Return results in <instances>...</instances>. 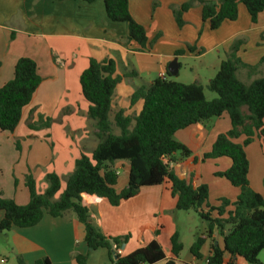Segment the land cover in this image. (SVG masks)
<instances>
[{
    "label": "crops",
    "instance_id": "obj_1",
    "mask_svg": "<svg viewBox=\"0 0 264 264\" xmlns=\"http://www.w3.org/2000/svg\"><path fill=\"white\" fill-rule=\"evenodd\" d=\"M189 1L128 0L129 13L143 26L148 41L157 36L151 47L140 48L133 42L127 43L124 23L107 19L103 0H94L90 4L81 0H0V87L13 78L14 65L22 57L36 63L42 80L30 104L23 109L15 130L12 133L0 131V193L3 198L11 199L20 206L27 204V174L32 175L38 192L46 188L44 178L48 173L56 174L64 186L67 176L74 169L75 159L80 153L87 154L95 148L97 140L90 147L83 141L89 136L96 138L94 123L86 116L87 104L80 95L78 84L79 75L87 68L90 58L96 61L111 59L115 65V75L121 78L112 97L111 115L127 107L129 111L126 114L130 115L129 112L135 106L138 113L141 102L129 109L131 94L139 86L150 84L156 78L179 77L181 59L197 60L199 64L197 66L196 62L192 65L191 72L197 77L199 72H207L208 80L216 74L220 63L233 52L245 65L259 64L264 57V39L261 38L264 11L257 16L255 23H251L245 8L238 5L235 21H224L216 30H210L208 22L201 19V7L194 4L183 13L184 25L179 28L171 7L178 8ZM188 47H192V50H188ZM262 76L264 63L251 73L243 68L237 71L238 79L244 83ZM198 81L193 83L200 84ZM115 107L117 109L113 111ZM58 114L80 116L76 129L68 124L70 131L78 129L79 132L86 128V124L90 125L92 131L75 140L72 135L67 136L65 133L59 134V138L53 137L54 126L51 122L47 124V120H52ZM225 115L216 118L213 123V128L217 127L221 132L217 130L216 134L213 129L207 132L203 123L197 124L185 129L186 136L192 137V142L187 144L185 137L177 141L185 145L192 155L199 156L194 154L197 151L194 148L204 147L205 144L208 152L216 139L214 137L230 129ZM253 141L257 142L258 147L255 148L263 159L261 141L257 138ZM249 146L245 148L247 159ZM217 160H213L214 174L224 172L231 166L228 161H221L220 164ZM195 166L187 159L178 162L172 169L177 177L187 180L186 173L193 174ZM115 169L117 174L119 170L126 173L123 180L118 174L115 190L119 192L127 183V163L117 162ZM195 184H198L197 180ZM218 184L221 185V191L214 206L219 205L220 199L234 202L237 191L222 181ZM249 184L264 200V190L256 188L250 181ZM208 204L213 206L211 202ZM82 205L89 211L90 223L105 236H129L128 241L117 251L118 254L128 255L155 241L161 246L165 259L171 258L170 237L176 232L180 238L181 232L175 221L178 214L176 200L168 184L142 188L135 197L121 202L117 207L95 196H83ZM2 216L0 212V219ZM205 229L204 224L196 236L203 235ZM0 237L5 242L4 247H0L4 249L0 264H8L12 259L17 261V258L23 264H34L41 259H47L49 264H76L73 259L75 255L88 259L91 252L83 242V226L69 212L62 218L45 215L34 227L12 228L0 232ZM217 242L222 247L221 239L218 238ZM182 251L177 264H206L208 243L201 248V260H196L192 255L182 260ZM237 264L247 263L237 259Z\"/></svg>",
    "mask_w": 264,
    "mask_h": 264
},
{
    "label": "trees",
    "instance_id": "obj_2",
    "mask_svg": "<svg viewBox=\"0 0 264 264\" xmlns=\"http://www.w3.org/2000/svg\"><path fill=\"white\" fill-rule=\"evenodd\" d=\"M90 4L94 0H81ZM106 17L111 22L124 23L127 28V43L140 48L151 47L157 36L148 41L143 26L129 13L128 0H103ZM194 4L201 7V19L207 21L210 30H216L224 21H235L238 5L247 11L251 23L264 11V0H191L178 8L171 7L176 25H184L183 13ZM264 39V32L261 37ZM192 50V47H188ZM257 66H248L236 58L234 52L223 60L216 74L208 80L206 88L216 94L207 100L203 86L198 83L182 84L166 77L135 89L129 98V109L141 102L134 116L119 109L111 117V103L116 86L121 78L115 75L111 59H89L88 66L78 78L80 95L87 104L86 116L93 121L97 144L89 153H80L74 161V169L67 176L64 186L54 173L45 175L46 188L38 192L32 175L25 176L29 200L20 206L0 193V232L12 228H31L43 216L62 218L72 212L84 228L83 242L90 251L104 249L110 264H177L183 249L178 233L170 237L171 258L166 260L161 246L151 241L128 255L117 251L128 241L129 236L108 237L89 221V211L82 205L83 196L105 199L113 207L135 197L145 187L162 184L170 186L176 200V210H192L206 225L205 233L197 235L189 247V253L201 260V248L208 243L206 264H237V259L247 264L260 263L258 256L264 252V200L250 187L248 161L244 148L254 138L264 147V76L244 83L237 77L239 68L248 73ZM36 63L29 58H19L13 78L0 87V131L12 133L19 124L23 109L28 106L41 83ZM226 114L230 129L219 134L210 150L201 156L192 155L182 143L174 139L175 133L190 126L202 124ZM41 120V118L39 117ZM51 120H47L49 124ZM242 138V143L235 142ZM180 158L189 159L194 165L221 157L230 159L231 166L215 176L224 178L238 188L234 202L220 199L219 205L210 206L208 187L195 184L193 174L180 179L172 166ZM127 163V183L119 192L115 190L118 180L115 164ZM217 231L222 247L214 237ZM228 256L227 260H225ZM76 264H86L87 257L75 255ZM17 264H23L17 258ZM34 264H49L41 259Z\"/></svg>",
    "mask_w": 264,
    "mask_h": 264
},
{
    "label": "rangeland",
    "instance_id": "obj_3",
    "mask_svg": "<svg viewBox=\"0 0 264 264\" xmlns=\"http://www.w3.org/2000/svg\"><path fill=\"white\" fill-rule=\"evenodd\" d=\"M196 62H197V60L193 61V60H189V59L188 60L181 59L180 63L182 65V67H181L179 77L166 76V79L169 81H174V82H178V83H182V84H191L195 80H199L198 82H200L201 86H203L205 98L207 100H212V99L216 98L217 96L215 93L210 92L206 88L207 83H208L207 80L209 78V73L199 72V74H198L199 77H197L190 70V67L192 65H194ZM198 64L199 63L197 62L196 65L198 66ZM198 68H200V67H198ZM127 108H125L126 112L129 111V110H127ZM116 109H117V107H115L113 111H115ZM136 113H137V106H135L129 112V114L131 116L136 115ZM112 115H111V117H112ZM63 116H64V120L62 121ZM79 117L80 116L77 114L73 115V117L71 115H68V114H66V115L58 114L56 117H54L51 120V123L54 126V128L52 130L53 137L58 136V138H59L60 137L59 134L65 133V134H67V136L72 135L73 139L75 140L76 138H78L82 135L84 137L86 133H90L92 131V129H91L89 124H86L85 129L79 131L81 133L77 132L78 129L73 131V132L68 129V124L74 126L75 127L74 129L77 128ZM225 117H227V116L225 115ZM215 119L216 118H213L212 121H210V122L206 121L203 123V128L207 132H210L212 129H213L212 131L216 134L218 132H221V129H217V127L215 129L213 128V123H215L214 122ZM228 121H229V119H228ZM217 130H218V132H217ZM219 134H222V133H219ZM87 136H88V134H87ZM183 137L187 138L186 139L188 142L187 144H189V142H192V137L186 136V130L178 131L174 135L175 140H182ZM216 137L217 136H215L214 139ZM83 141H85V144L89 147L93 146L96 143V139H94V137H91V136H89L87 140L83 139ZM241 141H242V138H238L235 140V142L238 144L242 143ZM252 144H254L256 146H254ZM249 145L246 146V147H248V146L251 147L249 150V155H248L249 159H247L248 165H249L248 181H250V183L253 186H255L256 188L264 190V181L262 180V177L264 176V158L261 159V156H258L259 154L257 152V148H255V147H258V144L256 141H252ZM245 148H244V151H245ZM194 149L197 150V151H195L194 154H198L199 156H201L203 154V152L204 153L207 152L206 151L207 150L206 144L204 145V147L200 146L199 148L195 147ZM87 154H89V153H87ZM176 157L179 159L178 162H180V161L182 162L184 160H187L184 158H180L179 153H176ZM217 161H219L220 164H221V161H228L231 164L230 159H228L226 157L218 158ZM214 163L215 162L211 159V160L205 161L204 163L197 164L195 166V170L193 172V174L197 177V182L198 183L201 182L202 184H205L208 187L209 197H208L207 202L208 203L211 202V204L213 206L216 205V202H215L216 197H217L218 193L221 191L220 190L221 185L218 184V183H221V181L226 183L227 185H229V187H231L234 191H237V194H239L238 188L231 186L224 178H218L217 176H215V174L213 173ZM119 165L120 164H118V166ZM118 174H119L120 179H122V180L125 179L126 173L123 170H119ZM190 175L191 174L189 172L186 173L187 178H189ZM176 212L178 214H176L175 221L177 222V225L180 228V232H181L180 241L184 245V249H183L182 254H181V259L185 260L186 257H188L190 255L189 250H188L190 243L192 242L194 236H196V233H198L200 231L201 227L205 223L203 221H201L199 219V217L192 210H189V211H178L177 210ZM69 213H71V215L75 216L74 213H72V212H69ZM148 219H149V217H148ZM4 243L5 242L3 241V238L0 237V247L1 246L4 247V245H5ZM3 250L4 249L0 248V256L2 255ZM258 260L260 263H264V252H261L259 254ZM8 264H17V261H16V259H14V260L12 259V260H10V262ZM86 264H110L106 250L98 249L95 251H91L90 256L87 259ZM200 264H202V263H200Z\"/></svg>",
    "mask_w": 264,
    "mask_h": 264
},
{
    "label": "water",
    "instance_id": "obj_4",
    "mask_svg": "<svg viewBox=\"0 0 264 264\" xmlns=\"http://www.w3.org/2000/svg\"><path fill=\"white\" fill-rule=\"evenodd\" d=\"M169 72H170L171 75H174L172 70H169ZM214 237H215V239L217 241L218 240V235H217V231L216 230L214 231Z\"/></svg>",
    "mask_w": 264,
    "mask_h": 264
},
{
    "label": "built area",
    "instance_id": "obj_5",
    "mask_svg": "<svg viewBox=\"0 0 264 264\" xmlns=\"http://www.w3.org/2000/svg\"><path fill=\"white\" fill-rule=\"evenodd\" d=\"M163 78V77H162Z\"/></svg>",
    "mask_w": 264,
    "mask_h": 264
}]
</instances>
